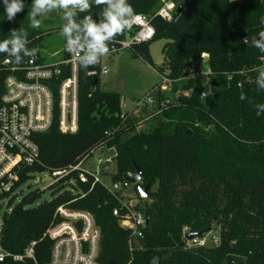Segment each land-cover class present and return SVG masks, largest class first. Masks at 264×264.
I'll return each instance as SVG.
<instances>
[{
    "label": "trees",
    "instance_id": "obj_1",
    "mask_svg": "<svg viewBox=\"0 0 264 264\" xmlns=\"http://www.w3.org/2000/svg\"><path fill=\"white\" fill-rule=\"evenodd\" d=\"M24 3V11L9 21L0 0V41L10 38L12 29L23 28L27 47L38 48L42 26L53 21L31 28V6L28 0ZM129 3L135 14L150 18L154 36L128 49L171 79L170 90L160 92L156 84L146 96L152 104L144 99L133 110L122 111L120 95L98 87L101 65L87 70L79 66L76 132H60L55 112L51 126L34 134L39 161L21 171L20 182L27 172L65 168L88 159L98 148H113L110 180L139 168L136 184L148 189L141 197L144 205L136 208L148 223L141 236L132 235L112 215L118 201L106 188L90 181L68 186L65 177L48 200H40L42 192L35 189L3 213L0 246L17 253L35 241V262H46L52 246L46 232L61 220L55 210L62 205L93 216L100 231L98 264H264V112L256 108L264 104V90L257 87L253 71L264 53L245 43L264 30V0H184L170 22L155 15L161 0ZM102 12L103 6L93 4L77 19L96 14L99 20ZM62 15L52 27L60 32ZM129 33L125 29L115 40ZM159 39L164 40L163 66H156L147 52L149 43ZM201 52L208 54L211 70V91L204 98L203 77L192 75ZM61 53L67 55L64 37ZM6 56L0 53V99L7 74L1 61ZM36 56H42L40 50ZM90 70L96 74L88 75ZM247 77L253 82H245ZM53 92L57 101L55 87ZM241 93L246 99L241 100ZM184 227L193 236L216 227L218 242L188 246ZM0 264L34 261L7 258Z\"/></svg>",
    "mask_w": 264,
    "mask_h": 264
},
{
    "label": "built area",
    "instance_id": "obj_2",
    "mask_svg": "<svg viewBox=\"0 0 264 264\" xmlns=\"http://www.w3.org/2000/svg\"><path fill=\"white\" fill-rule=\"evenodd\" d=\"M184 0H161L155 15L165 21L174 20L181 12ZM125 39L114 40L110 43L113 54L119 50L127 49L133 44L144 43L154 36V29L150 18L144 14H134ZM62 51V50H61ZM61 51L46 57H28L20 64L14 58L6 56L1 65L7 72L4 78V92L0 99V211L1 205H8L17 194V189L28 179L39 172L31 171L25 175V180L20 182L21 171L38 163V147L33 140L34 134L48 129L57 112L58 129L62 133H74L77 130V94H78V68L75 54L63 55ZM208 54L200 53V60L192 75L203 77V89L200 97L204 98L211 91L209 75L210 67L207 63ZM101 65V62H100ZM264 66V58L253 69L256 71ZM88 75H95L96 70H90ZM258 75V72H257ZM162 81L156 86L160 92L169 91L172 80L161 75ZM254 79L247 77L245 82L252 83ZM241 86V82L237 83ZM57 90V101L53 92ZM145 103H153L147 97ZM102 149V148H101ZM112 154L104 158H97L95 167L88 166V159H83L65 168L45 170L48 172L55 186L60 180L69 177L64 184H76V181L91 185L101 184L114 196L118 205L112 209V215L117 217L121 227L130 230L134 236H141L146 226L143 213L136 208V202L125 198L124 191L129 187L133 172L117 181L106 185L102 180V169H107L111 163L115 164L116 151L105 148ZM55 215L61 220L50 227L46 234L52 241L49 259L42 264H98L100 231L95 224L93 216L86 211L70 210L62 205L55 210ZM1 220V219H0ZM1 230V223H0ZM189 233L183 228L182 234ZM186 239V238H185ZM188 246H206L205 238L192 236L186 239ZM218 236L210 240V244H217ZM35 241L30 242L21 252L4 250L0 246V261L7 258L14 261L32 259L34 264Z\"/></svg>",
    "mask_w": 264,
    "mask_h": 264
},
{
    "label": "clouds",
    "instance_id": "obj_3",
    "mask_svg": "<svg viewBox=\"0 0 264 264\" xmlns=\"http://www.w3.org/2000/svg\"><path fill=\"white\" fill-rule=\"evenodd\" d=\"M93 4L103 6V19L97 21L92 15H85L78 20V14L90 11ZM3 5L9 21H14L17 14L22 13L25 8L24 0H3ZM57 9L62 10V19L65 21L61 35L65 38L66 50L75 54L77 63L85 70L100 64L101 58L110 51V43L130 26L135 14L129 0H32L31 11L27 15L29 26L39 29L42 24L39 17ZM10 32V38L0 41V53L14 58L17 64L24 57L36 56L39 49L27 47L29 40L25 29H12ZM245 40L251 47L264 53V30L258 33V37ZM257 72L256 85L264 90V66ZM240 98L243 100L246 96L241 93ZM256 108L258 113L264 112V104H257Z\"/></svg>",
    "mask_w": 264,
    "mask_h": 264
},
{
    "label": "rangeland",
    "instance_id": "obj_4",
    "mask_svg": "<svg viewBox=\"0 0 264 264\" xmlns=\"http://www.w3.org/2000/svg\"><path fill=\"white\" fill-rule=\"evenodd\" d=\"M31 4L32 0H28V5L31 6ZM61 12L62 10L57 9L41 17L44 23L53 21L50 26H42L43 36L40 39V45L38 47L41 55L46 57L47 60L51 59L53 53L61 51L63 48V36L61 32L56 28H52L59 25L58 17ZM102 19L103 17H100L99 20ZM163 43L164 40L159 39L152 41L147 46V52L156 66H163L165 64L161 53ZM101 67L105 68V72L102 71L99 73L98 87L104 91L117 92L120 95L122 111H131L136 105L143 103L150 89L162 81L161 75L154 67L146 63L139 55L128 48L102 57ZM110 154H112L110 150L106 151L105 149L98 148L92 152L91 156L88 158L87 164L88 166L95 167L97 158H104ZM113 170V163H111L107 169H102L103 176H101V180L106 185L110 182L109 173L113 172ZM51 183L52 181L47 171L39 172L28 179L17 189V194L10 205H1L0 218L4 212L8 213L24 195L32 190L39 189L42 192L40 200H48L52 192L56 190V185L50 186ZM137 186L139 185L130 184L124 191V196L136 202V206H142L146 200L139 196ZM139 187L141 189L144 188L143 185ZM153 188H155V186H153ZM202 236L205 238L207 244H210V240L214 236H218V229L213 227L210 231L203 233Z\"/></svg>",
    "mask_w": 264,
    "mask_h": 264
},
{
    "label": "water",
    "instance_id": "obj_5",
    "mask_svg": "<svg viewBox=\"0 0 264 264\" xmlns=\"http://www.w3.org/2000/svg\"><path fill=\"white\" fill-rule=\"evenodd\" d=\"M93 18L95 20H98L96 14L93 15ZM248 40H250V39H248ZM245 43H246V40H245ZM139 179H140V170L136 166L135 170H134V174H133L132 178H130V183L136 184L137 182H139ZM147 189H148V185H145L143 189H141L140 187H137L138 193L141 197H145L147 195ZM145 222H146V224L148 223V218H145ZM206 232H208V230ZM201 235H202V233H199V236H201ZM192 236H193V234L189 232L185 235V238L190 239ZM152 264H156V262H153Z\"/></svg>",
    "mask_w": 264,
    "mask_h": 264
},
{
    "label": "crops",
    "instance_id": "obj_6",
    "mask_svg": "<svg viewBox=\"0 0 264 264\" xmlns=\"http://www.w3.org/2000/svg\"><path fill=\"white\" fill-rule=\"evenodd\" d=\"M103 69V72H105V68H102Z\"/></svg>",
    "mask_w": 264,
    "mask_h": 264
}]
</instances>
